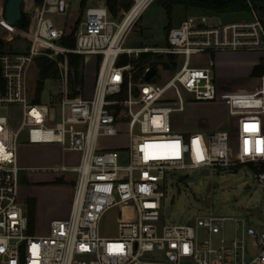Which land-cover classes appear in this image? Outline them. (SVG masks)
Returning <instances> with one entry per match:
<instances>
[{
  "label": "built area",
  "instance_id": "2783aa9c",
  "mask_svg": "<svg viewBox=\"0 0 264 264\" xmlns=\"http://www.w3.org/2000/svg\"><path fill=\"white\" fill-rule=\"evenodd\" d=\"M72 1L42 0L30 32L9 25L0 30L1 40H7L9 29L28 39L24 47L0 50V264H264V225L214 212L165 223L171 208L167 215L163 190L167 174L186 180L187 171L200 177L205 169L219 173L264 161V75L251 91H227L217 83L214 61L203 65L196 58L219 51L264 52V21L257 11L249 2V18L225 23L189 15L168 29L165 45L125 47L126 35L152 0H133L118 19L110 16L106 0H95L78 23L74 47L67 48L60 40L69 34L71 21L56 26L49 14L73 15ZM68 52L98 58L88 91L84 82L69 90L66 59H57ZM141 54L173 57L177 68L158 83V66L147 81L149 63L117 64L122 55ZM42 55L57 61L62 82V90L47 102L36 100L28 80L35 58ZM186 102L225 104L229 129L173 126L171 114L185 109ZM123 136L125 145L100 142ZM253 136L261 143L251 146ZM22 137L78 154L75 165L59 167L74 175L69 214L52 221L43 235L28 231L19 195ZM255 174L264 184V169ZM121 204L133 219L120 222L116 236L101 235L103 214ZM227 221L233 222L230 236Z\"/></svg>",
  "mask_w": 264,
  "mask_h": 264
},
{
  "label": "rangeland",
  "instance_id": "374dc122",
  "mask_svg": "<svg viewBox=\"0 0 264 264\" xmlns=\"http://www.w3.org/2000/svg\"><path fill=\"white\" fill-rule=\"evenodd\" d=\"M123 1V0H122ZM166 0H152L143 9L141 16L132 29L126 35L123 46H163L166 44V35L170 27L178 26L182 20L189 15L204 14L209 17L211 23H225L243 18H249V11H234L223 14L213 13L211 11H202L193 6H186L182 3L172 4L170 10L164 5ZM95 0H88L84 9L80 10V1L73 0L70 10L73 15L68 14H49L56 26H64L65 22L71 21L69 34L73 33L78 23L84 18L85 10ZM257 3V2H256ZM258 4V3H257ZM39 4H35L33 0H24L22 11L29 16L30 25L25 28L27 32L31 31L36 17ZM119 7L116 19L120 18ZM125 9V8H124ZM2 7L0 6V16ZM258 15L264 20V13L257 10ZM68 34V35H69ZM4 42L6 49H17L24 47L28 39L19 34L17 29L6 30ZM249 51H223L212 54H200L196 56L201 63L207 64L209 58L215 63L220 61L221 66L225 67L227 73H221L215 70L217 83L224 90L233 92H247L255 88L256 81L260 76H252L244 74V68L248 64ZM264 55V52H259ZM217 55V56H216ZM152 60L155 54H151ZM131 58L133 56H130ZM161 61H168L166 57H162ZM264 63V58L261 60ZM98 58L83 55V82L86 84V91L91 88L94 79L95 68ZM146 64V63H145ZM217 67V65H216ZM177 64L169 67L158 65V73L155 81L161 83L171 76ZM243 72V73H241ZM37 79V67L32 65L28 72V80L30 87L35 89ZM60 79H47L43 83V89L40 93L41 102H47L51 94H57L62 90ZM185 109L182 111H174L171 114L172 124L182 130H193L208 127L210 129L226 128L229 129V113L228 107L221 102H186ZM2 113V111H0ZM235 138V137H234ZM236 138L234 139L235 142ZM101 144L106 147H114L126 144V137H103L100 139ZM24 144V145H23ZM23 150L33 152L41 150L36 146H29L25 142V138H21ZM48 152V150H46ZM51 153V151H50ZM74 153V152H72ZM53 154V153H51ZM72 161H75L73 159ZM264 164V161H246L233 166L230 170H221L219 173L212 172L210 174H202L196 180H192V172L187 171L186 180H177L175 176L166 175L165 186V204L171 206V215L165 218V223H184L193 219L197 215L206 212H214L226 216L244 217L249 223L254 225H264V184L256 180V170ZM253 166V167H252ZM48 173V171H46ZM55 173V172H50ZM133 215L127 211V205L121 204L114 206L103 214L99 231L103 236H116L117 226L120 222L131 221ZM233 222L227 221L226 234L232 235ZM45 226H36L32 230V234H42Z\"/></svg>",
  "mask_w": 264,
  "mask_h": 264
},
{
  "label": "crops",
  "instance_id": "0c3cea01",
  "mask_svg": "<svg viewBox=\"0 0 264 264\" xmlns=\"http://www.w3.org/2000/svg\"><path fill=\"white\" fill-rule=\"evenodd\" d=\"M257 1L264 2V0ZM249 52L250 53L247 55L249 61L243 70L244 74L251 75L253 67L261 63L264 55H261L257 51ZM215 53L216 52L210 54L215 56ZM221 64L222 63H220L217 57L216 63L214 62V75L215 70L216 72L219 71L220 74L229 72L224 69L225 67L221 66ZM231 122L232 121H229V127ZM198 129L204 131L211 130L208 127ZM250 140H252V142L250 141L251 146H255L258 137L253 136ZM23 145H19L18 147V163L21 167L19 171V195L21 201L24 202L27 217L28 202H31L33 210V229L36 226H45V230L42 233L43 235L48 233L52 221L65 218L69 214L73 196L74 175L71 172L61 171L59 167L62 165H75L78 154L64 151L59 145L54 143H27L29 146H36L41 149L33 152L23 150ZM46 150H48V152ZM50 151L53 154H51ZM73 159H75V161H72ZM46 171H48V173ZM50 172L55 173L52 174Z\"/></svg>",
  "mask_w": 264,
  "mask_h": 264
},
{
  "label": "trees",
  "instance_id": "16d2710c",
  "mask_svg": "<svg viewBox=\"0 0 264 264\" xmlns=\"http://www.w3.org/2000/svg\"><path fill=\"white\" fill-rule=\"evenodd\" d=\"M35 4H40L42 0H33ZM88 0H81L80 2V10L84 9L87 5ZM133 0H106L109 13L111 17L117 15V10L119 7H123L125 9L129 8ZM249 2L257 11H262L264 13V2L257 0H166L164 5L170 10L172 4L182 3L186 6L197 7L201 10H210L213 13L223 14L227 12L234 11H248L249 10ZM258 4H257V3ZM29 16L25 11L21 13V19L19 20L18 27L21 29L28 28L30 25ZM264 21V20H262ZM76 30V29H75ZM60 44L67 48H73L75 44V31L60 40ZM4 48V42L0 39V50ZM162 56H155V59L152 60L151 54H141L138 58H129L126 55H122L117 61L118 65H124L126 63H131L135 67H142L145 63H149L151 66L157 68L159 64L163 65V67H169L170 64L172 66L175 65L173 63V57H169V62L161 61ZM58 60L66 59L67 62V84L69 90H73L74 86L83 84V55L75 54V53H58ZM100 59V56H99ZM34 64L37 67V79L35 84L36 91V100H40V93L43 89V83L47 79H57L59 76V69L57 65V61L49 58L46 55L38 56L34 60ZM252 76H262L264 75V63L256 64L251 72ZM72 94V93H71ZM253 167V166H252ZM260 169H264V164L261 165ZM258 170V169H257ZM255 168V171H257ZM32 206L31 202H28V231L31 233L33 226V214H32Z\"/></svg>",
  "mask_w": 264,
  "mask_h": 264
},
{
  "label": "water",
  "instance_id": "95a60500",
  "mask_svg": "<svg viewBox=\"0 0 264 264\" xmlns=\"http://www.w3.org/2000/svg\"><path fill=\"white\" fill-rule=\"evenodd\" d=\"M24 0H4L2 7V17L4 19V23H0V30L4 28V26H18L19 20L21 19L22 13V5ZM156 68L150 67L149 70L145 73V80H150L151 77L155 74ZM203 174H208V170L205 169L202 171ZM199 178V173L194 172L192 174V180H196ZM179 179L182 181L185 179L184 175H181ZM170 206L166 207V214H170Z\"/></svg>",
  "mask_w": 264,
  "mask_h": 264
},
{
  "label": "snow or ice",
  "instance_id": "6c2138e0",
  "mask_svg": "<svg viewBox=\"0 0 264 264\" xmlns=\"http://www.w3.org/2000/svg\"><path fill=\"white\" fill-rule=\"evenodd\" d=\"M246 130H249V126H246ZM257 143L259 144V143H261V142H260V141H258ZM247 144H248V141H245V145H246V148H245V150H246V151H248ZM257 150H258V151H260L261 149H260V148H258Z\"/></svg>",
  "mask_w": 264,
  "mask_h": 264
},
{
  "label": "bare ground",
  "instance_id": "6f19581e",
  "mask_svg": "<svg viewBox=\"0 0 264 264\" xmlns=\"http://www.w3.org/2000/svg\"><path fill=\"white\" fill-rule=\"evenodd\" d=\"M141 1H142V0H140L139 3H141ZM135 8H136V6H135Z\"/></svg>",
  "mask_w": 264,
  "mask_h": 264
}]
</instances>
